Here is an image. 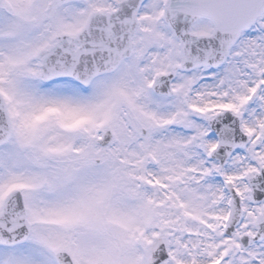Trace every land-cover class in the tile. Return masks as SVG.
I'll return each mask as SVG.
<instances>
[{"label": "snow or ice", "instance_id": "snow-or-ice-1", "mask_svg": "<svg viewBox=\"0 0 264 264\" xmlns=\"http://www.w3.org/2000/svg\"><path fill=\"white\" fill-rule=\"evenodd\" d=\"M0 264H264V0H0Z\"/></svg>", "mask_w": 264, "mask_h": 264}]
</instances>
